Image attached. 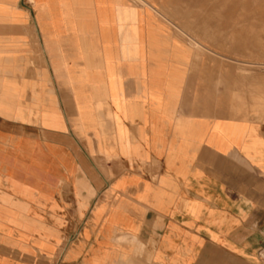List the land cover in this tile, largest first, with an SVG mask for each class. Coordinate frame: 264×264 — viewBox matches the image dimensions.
Listing matches in <instances>:
<instances>
[{
  "label": "crops",
  "instance_id": "obj_1",
  "mask_svg": "<svg viewBox=\"0 0 264 264\" xmlns=\"http://www.w3.org/2000/svg\"><path fill=\"white\" fill-rule=\"evenodd\" d=\"M170 14L0 0V264H264V5Z\"/></svg>",
  "mask_w": 264,
  "mask_h": 264
},
{
  "label": "rangeland",
  "instance_id": "obj_2",
  "mask_svg": "<svg viewBox=\"0 0 264 264\" xmlns=\"http://www.w3.org/2000/svg\"><path fill=\"white\" fill-rule=\"evenodd\" d=\"M32 1V0H31ZM146 1V2H144ZM178 6L181 12H185L184 15H179L178 19L173 20L176 23L188 22L194 24L196 28L204 21V18L207 22L216 25L218 24H230V23H251L252 21H257L256 15L251 14V8L264 5V0H130V6L136 8H146L152 10L153 16L154 13L161 12L163 17V22L170 23L172 15L170 14L172 6ZM211 10V15H208L206 11ZM168 11V12H164ZM188 13V14H187ZM147 22H153V18L150 15L146 16ZM180 34L182 32H179ZM190 36L196 41L202 40L203 31H189L187 32ZM208 33V32H207ZM211 33L218 34V31H211ZM183 34V33H182ZM163 52L164 55H177L178 48L175 43L171 45L168 38H163ZM197 42H195L196 44ZM196 49L202 52V47L196 44ZM198 58V57H196ZM211 70H218V64H211ZM251 63H228L227 70H249L251 69ZM255 65V64H254ZM196 70H202V64H195ZM263 67L262 64H259V68ZM216 83L217 79L214 80ZM232 83L235 82L234 79L227 80ZM244 83L249 82L250 80H242ZM245 86V85H244ZM249 84L246 86L248 88ZM232 97H234V89L231 91Z\"/></svg>",
  "mask_w": 264,
  "mask_h": 264
},
{
  "label": "bare ground",
  "instance_id": "obj_3",
  "mask_svg": "<svg viewBox=\"0 0 264 264\" xmlns=\"http://www.w3.org/2000/svg\"><path fill=\"white\" fill-rule=\"evenodd\" d=\"M164 12H168V11H164Z\"/></svg>",
  "mask_w": 264,
  "mask_h": 264
}]
</instances>
